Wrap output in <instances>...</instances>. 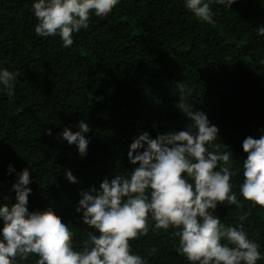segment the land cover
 <instances>
[{"label":"trees","instance_id":"trees-1","mask_svg":"<svg viewBox=\"0 0 264 264\" xmlns=\"http://www.w3.org/2000/svg\"><path fill=\"white\" fill-rule=\"evenodd\" d=\"M32 3L0 0V68L18 72L14 97L0 89V204L15 202L17 175L7 174L9 163L17 171L30 165L29 210L51 208L76 233L78 246L93 230L75 210L80 191L130 172L127 153L141 132L155 138L189 123L174 106L182 82L194 89V107L218 126L214 143L232 150L233 191L244 211L251 208L239 185L247 157L242 141L259 138L264 128V36L256 30L264 25V0L212 5L214 24L198 20L183 0H120L105 18L91 15L89 28L67 48L58 36L35 34ZM82 120L91 127L83 158L60 136L65 127L76 134ZM65 169L79 183L67 182ZM251 211L243 222L235 206L218 205L216 214L226 226L244 223L264 252V208ZM174 231L150 230L130 241L132 251L148 264H189L175 250Z\"/></svg>","mask_w":264,"mask_h":264},{"label":"clouds","instance_id":"clouds-1","mask_svg":"<svg viewBox=\"0 0 264 264\" xmlns=\"http://www.w3.org/2000/svg\"><path fill=\"white\" fill-rule=\"evenodd\" d=\"M120 0H33L37 20L35 34L58 36L64 47L73 45V36L89 28L90 16L105 18ZM236 0H183L184 7L207 24H214L212 5L232 7ZM264 36V25L256 28ZM264 64V58L259 61ZM18 72L0 68V89L11 99L15 96ZM177 110L189 123L183 130L158 133L155 138L143 131L133 138L127 153L134 167L125 174L105 177L95 186L79 193L76 206L80 221L92 231L77 246L76 233L58 218L51 208L29 210L33 180L29 167L22 171L9 163L7 174L16 173L12 184L14 203L0 204V264H148L147 258L132 251L131 240L149 231L163 229L178 237L176 252L189 264H257L264 259L262 245L249 237L244 223L227 225L216 214L218 205L235 206L238 221L252 215L251 208H264V128L259 138L247 136L242 148L247 153L242 162L243 179L239 195L251 202L244 204L233 191L232 178L237 171L232 150L214 143L219 128L207 114L194 107V89L178 82ZM77 133L65 127L60 136L75 147L81 158L88 152L91 131L87 120L77 126ZM52 135V129L47 130ZM66 181L79 183L65 169ZM5 200H10L8 196ZM150 250L149 255L155 254Z\"/></svg>","mask_w":264,"mask_h":264}]
</instances>
